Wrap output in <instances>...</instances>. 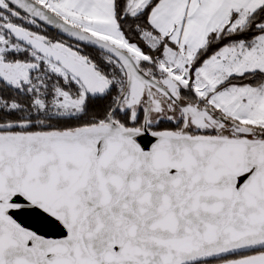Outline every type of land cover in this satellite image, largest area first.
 Wrapping results in <instances>:
<instances>
[{"label": "snow or ice", "instance_id": "snow-or-ice-1", "mask_svg": "<svg viewBox=\"0 0 264 264\" xmlns=\"http://www.w3.org/2000/svg\"><path fill=\"white\" fill-rule=\"evenodd\" d=\"M0 264H264V0H0Z\"/></svg>", "mask_w": 264, "mask_h": 264}]
</instances>
